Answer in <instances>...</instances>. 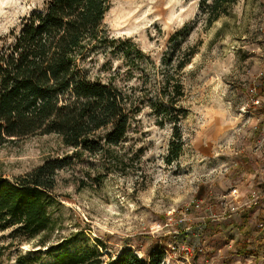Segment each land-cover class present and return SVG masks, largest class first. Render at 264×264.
I'll list each match as a JSON object with an SVG mask.
<instances>
[{
	"label": "rangeland",
	"instance_id": "obj_1",
	"mask_svg": "<svg viewBox=\"0 0 264 264\" xmlns=\"http://www.w3.org/2000/svg\"><path fill=\"white\" fill-rule=\"evenodd\" d=\"M41 1L0 0V38ZM103 26L111 42L88 58L92 80L134 87L145 101L113 148L124 156L106 160L103 178L87 155L60 171L49 242L0 232V264L94 249L104 262L159 249L166 264H264V0H236L212 25L201 0H112ZM174 87L178 129L162 112ZM72 152L55 134L26 137L0 146V175Z\"/></svg>",
	"mask_w": 264,
	"mask_h": 264
},
{
	"label": "trees",
	"instance_id": "obj_2",
	"mask_svg": "<svg viewBox=\"0 0 264 264\" xmlns=\"http://www.w3.org/2000/svg\"><path fill=\"white\" fill-rule=\"evenodd\" d=\"M235 1L201 0L207 24L227 15ZM111 2L42 0L0 38V146L55 134L73 149L23 175L11 179L0 175V232L10 230L13 239H37L39 246L49 242L53 222L48 207L55 203L60 171L87 155L99 161L96 178H103L109 172L106 160L124 156L113 148L126 141L145 101L134 87H120L112 79L92 80L86 67L91 53L111 42L103 26ZM174 92L162 112L171 114L178 129L185 113L176 99L182 92L179 87ZM181 148L173 146L171 158ZM7 248L0 247V258ZM165 257L159 249L145 256L124 250L104 262L94 249L85 255H56L53 264H166Z\"/></svg>",
	"mask_w": 264,
	"mask_h": 264
},
{
	"label": "built area",
	"instance_id": "obj_3",
	"mask_svg": "<svg viewBox=\"0 0 264 264\" xmlns=\"http://www.w3.org/2000/svg\"><path fill=\"white\" fill-rule=\"evenodd\" d=\"M251 100H252L253 106H258L261 103V100L259 97H255V98L253 97ZM244 109H245V107H244Z\"/></svg>",
	"mask_w": 264,
	"mask_h": 264
},
{
	"label": "crops",
	"instance_id": "obj_4",
	"mask_svg": "<svg viewBox=\"0 0 264 264\" xmlns=\"http://www.w3.org/2000/svg\"><path fill=\"white\" fill-rule=\"evenodd\" d=\"M258 122V121H257ZM257 126V125H256Z\"/></svg>",
	"mask_w": 264,
	"mask_h": 264
}]
</instances>
